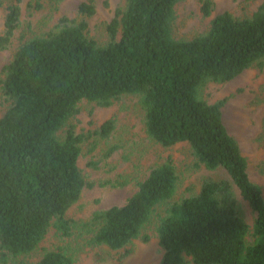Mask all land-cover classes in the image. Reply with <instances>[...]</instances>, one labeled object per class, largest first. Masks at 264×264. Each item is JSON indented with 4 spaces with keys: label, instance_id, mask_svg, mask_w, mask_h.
Here are the masks:
<instances>
[{
    "label": "trees",
    "instance_id": "1",
    "mask_svg": "<svg viewBox=\"0 0 264 264\" xmlns=\"http://www.w3.org/2000/svg\"><path fill=\"white\" fill-rule=\"evenodd\" d=\"M11 1L0 50L10 47L21 23L23 0ZM124 1L106 23L107 42L89 35L96 5L85 0L78 6L80 19L62 15L51 29L21 43L3 67L0 90L8 105L0 116L2 259L31 253L52 229L71 235L76 221L67 211L94 185L78 165L82 145L109 137L116 127L109 118L94 131L79 132L72 118L83 100L109 106L130 94L139 98L153 140L165 147L187 142L193 169L213 172L199 176L186 187L187 196L171 201L158 216L163 255L156 264H188V258L194 264H264L262 190L250 179L247 158L223 122L226 98L211 103L205 94L210 82H228L251 66L263 68L264 1L248 16L218 13L192 38L177 37L174 30L176 6L184 0ZM62 2L31 0L29 6L55 13ZM213 9L214 0H201L204 16ZM179 178L171 156L153 166L124 204L93 212L90 242L124 249L121 258L131 255L157 206L176 194ZM234 186L257 213L252 227L239 210ZM36 264L75 262L57 248Z\"/></svg>",
    "mask_w": 264,
    "mask_h": 264
},
{
    "label": "rangeland",
    "instance_id": "2",
    "mask_svg": "<svg viewBox=\"0 0 264 264\" xmlns=\"http://www.w3.org/2000/svg\"><path fill=\"white\" fill-rule=\"evenodd\" d=\"M85 0H63L57 12L49 9L36 10L29 6L31 0L21 3V23L16 30L10 47L0 50V80L3 67L13 57L21 43L36 34L51 29L62 15L80 19L79 4ZM264 0H214L211 16H204L201 0H184L177 4V19L174 26L177 37L192 38L205 32L211 19L218 13L230 11L236 16L251 15ZM11 0H3L0 5V31L4 28L7 6ZM96 13L88 18V33L99 43L108 41L106 23L109 22L118 7L125 5L124 0H94ZM209 102L214 103L226 98L222 107V118L230 134L239 143L243 155L248 161L250 179L258 184L264 197V66L260 69L251 66L241 74L225 83L210 82L205 88ZM8 102L0 90V116ZM80 112L72 118L79 132L94 131L107 119L114 118L116 127L107 138L96 136L82 145L78 165L87 182L92 187H85L80 199L67 211L66 217L76 221L70 236L56 233L54 229L46 235L39 246L29 254L13 257L7 254L0 264H36L48 250L62 248L71 256L75 264H156L160 261L163 250L159 243L157 226L158 216L164 215L171 201L187 196L186 187L196 182L201 175L213 172L202 168L193 169L194 157L190 145L180 142L165 147L153 140L146 132L144 110L135 95H123L109 106H100L95 102L83 100L79 104ZM95 144L92 151L90 148ZM110 148H115L106 156ZM171 156L178 169L179 183L172 200L157 206L151 221L142 229V233L131 245L133 253L121 258L124 249L109 250L105 246L90 242L94 228L89 221L96 210L113 205H122L137 189L138 183L146 178L150 169ZM97 162V166L89 162ZM100 182H107L100 185ZM108 182L116 183L112 186ZM122 184H118V183ZM239 210L250 227L257 213L245 200L239 189L234 186ZM144 235L149 239L145 241ZM247 240L251 241L249 232ZM188 264H194L188 258Z\"/></svg>",
    "mask_w": 264,
    "mask_h": 264
}]
</instances>
